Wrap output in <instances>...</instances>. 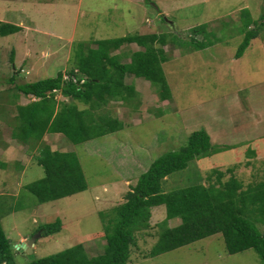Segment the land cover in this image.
Instances as JSON below:
<instances>
[{"label":"rangeland","instance_id":"1","mask_svg":"<svg viewBox=\"0 0 264 264\" xmlns=\"http://www.w3.org/2000/svg\"><path fill=\"white\" fill-rule=\"evenodd\" d=\"M249 16L259 24L260 36L238 58ZM0 22L23 26L15 35L0 37V161L6 163L0 167V222L17 264L78 244L90 256L103 253L107 241L102 216L126 201L155 160L185 147L195 131L205 129L215 146L231 149L193 161L164 182L166 191L193 184L200 176L209 184L211 172L228 168H234L244 189L264 182V0H0ZM203 25L208 36L205 40L200 34L197 40L208 48L198 49L189 39ZM145 33L168 37L163 67L171 98L163 100L160 87L128 75L136 98L110 101L100 111L119 119L121 131L81 145L47 134L45 141L54 150L77 154L89 189L40 204L27 189L45 176L36 161L38 151L31 153L30 146L12 139V127L5 121H14L18 104L35 100L17 91L16 84L70 72L83 43ZM140 49L125 45L113 53L127 64ZM13 74L16 82L10 83ZM229 177L227 173L224 180ZM258 216L264 232V214ZM57 219L63 222L62 231L44 238L41 233L33 254L18 249L40 226ZM166 219V206L153 208L151 228L137 234L128 264H264L254 249L229 254L222 234L149 257ZM178 224L179 219L169 221L172 227Z\"/></svg>","mask_w":264,"mask_h":264},{"label":"trees","instance_id":"2","mask_svg":"<svg viewBox=\"0 0 264 264\" xmlns=\"http://www.w3.org/2000/svg\"><path fill=\"white\" fill-rule=\"evenodd\" d=\"M146 2L151 0H145ZM246 20L245 41L238 58H241L260 36L259 24ZM208 26L195 27L189 42L198 49L208 48L197 36H208ZM22 28L0 22V37L19 33ZM166 34L145 33L83 43L74 57L75 67L68 73L59 71L56 77L41 81L16 84V90L33 97L27 105L18 104L14 121L5 120L12 127V139L22 145L37 149V163L45 176L27 186L37 196L40 204L61 200L89 189V185L75 152L54 150L46 143L47 134H62L74 145L105 137L122 130L121 121L109 112H100L110 101H130L138 92L127 84L128 75L143 78L160 87L162 99L171 98L163 63ZM138 45L130 62L120 63L122 55L114 54L125 45ZM14 60V59H12ZM68 76V78L66 77ZM16 82L13 74L10 83ZM58 95L64 99L59 100ZM15 124V122H17ZM123 125V124H122ZM9 126V127H10ZM229 146H215L207 130L193 132L188 144L178 151L165 153L155 160L140 176L137 184L126 194V201L113 208L106 219L104 252L90 256L84 244H78L57 254L35 259L28 264H128L132 247L137 244V234L151 228L152 211L166 206L167 219L160 225L159 239L149 253L157 257L202 239L222 234L227 251L234 255L254 249L264 262V232L260 230L259 216L264 214V182L244 189L243 182L235 175L234 168L226 172L215 170L210 183L202 177L193 184L166 191L164 182L172 175L189 168L197 159L212 157L230 150ZM23 164L18 167L23 169ZM6 163L0 161V167ZM230 174L228 180H224ZM214 177L216 179L213 181ZM179 219L172 227L169 221ZM264 219V218H263ZM261 221H263L261 219ZM61 219L40 226L42 238L60 233ZM0 264H17L11 240L0 222Z\"/></svg>","mask_w":264,"mask_h":264},{"label":"water","instance_id":"3","mask_svg":"<svg viewBox=\"0 0 264 264\" xmlns=\"http://www.w3.org/2000/svg\"><path fill=\"white\" fill-rule=\"evenodd\" d=\"M41 232H39L37 235L33 236L30 240H28L27 243H23L21 245H18V249L20 250H26L28 254H33L34 249L33 247L36 245V241L38 238H40Z\"/></svg>","mask_w":264,"mask_h":264},{"label":"crops","instance_id":"4","mask_svg":"<svg viewBox=\"0 0 264 264\" xmlns=\"http://www.w3.org/2000/svg\"><path fill=\"white\" fill-rule=\"evenodd\" d=\"M20 27H21V26H20ZM22 27H23V26H22ZM22 27H21V28H22ZM28 28H29V27H28ZM208 133H209V132H208ZM48 135H49V134H48ZM58 135H62V134H58ZM225 143H226V142H225ZM231 146H234V147H236V146H235V145H233V144H232Z\"/></svg>","mask_w":264,"mask_h":264},{"label":"built area","instance_id":"5","mask_svg":"<svg viewBox=\"0 0 264 264\" xmlns=\"http://www.w3.org/2000/svg\"><path fill=\"white\" fill-rule=\"evenodd\" d=\"M68 78V76H66Z\"/></svg>","mask_w":264,"mask_h":264}]
</instances>
